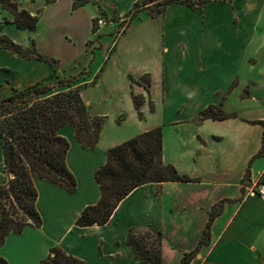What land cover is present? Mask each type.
Listing matches in <instances>:
<instances>
[{"label": "crops", "instance_id": "obj_1", "mask_svg": "<svg viewBox=\"0 0 264 264\" xmlns=\"http://www.w3.org/2000/svg\"><path fill=\"white\" fill-rule=\"evenodd\" d=\"M137 1L88 0L74 9L72 0L49 4L17 0L18 8L31 16L40 12L36 27L17 28L0 5V36L25 48L34 41L38 53L56 59L59 70H64L88 54V43L97 31L121 24ZM248 9L244 0H212L201 10L172 4L157 17L140 13L112 47L107 37L98 35L100 52L93 56L102 55V61L74 84L81 87L90 116L106 117L98 143L93 150L83 149L71 125L59 129L69 143L65 162L76 191L68 194L34 177L41 226L8 234L0 257L8 264H40L51 248L58 247L83 264H138L126 245L127 234L130 229L138 233L151 229L162 234V264H180L182 255L197 246L212 207L224 201L211 223L209 244L190 264H264V197L248 192L252 186H264V153L258 155L264 127L256 123L264 121V115L250 118L245 113L247 108H264V9L259 11L260 34L255 41H249L246 29ZM100 12L115 19H105L94 31L93 21ZM236 16L239 28L234 25ZM252 58L254 63L249 62ZM58 73L44 61L0 49V98L37 82H50ZM145 75L151 76L149 96L143 84L131 82ZM90 86L101 87V92L86 97ZM131 94L145 99L140 107L143 120L138 119ZM208 108L227 117L199 120ZM120 115L125 118L116 124ZM148 117L155 118L154 126L120 137L129 118L140 123ZM156 127L162 128V162L198 181L142 185L118 204L106 224L76 226L83 208L100 198L94 173L105 163L106 150ZM106 128L112 129L111 138L104 134ZM5 179L0 166V183ZM175 238L186 239L188 245L174 243Z\"/></svg>", "mask_w": 264, "mask_h": 264}, {"label": "trees", "instance_id": "obj_2", "mask_svg": "<svg viewBox=\"0 0 264 264\" xmlns=\"http://www.w3.org/2000/svg\"><path fill=\"white\" fill-rule=\"evenodd\" d=\"M16 1L0 0L1 8L13 16L12 23L17 28L35 29L40 12L31 16L25 10H20ZM54 1L46 0V4ZM72 1L74 9L88 2ZM210 1L212 0H138L123 16V21L125 20L128 26L142 12L151 18L163 15L172 4L201 10ZM100 16L105 17L101 12ZM97 19L93 21L94 31ZM4 23H8V20H4ZM0 49L7 50L17 57L44 61L54 71L60 69L56 59L44 57L37 52L34 41L31 47L25 48L1 35ZM88 74L89 71L65 79L56 78L55 82H37L21 90H14L8 97L0 98V166L6 174L5 181L0 183V246L8 234L19 235L27 227L41 226V218L35 206L37 192L33 185L34 177L46 179L63 188L68 194L76 191L75 178L65 162L69 143L58 131L65 125H71L75 130V139L83 149L93 150L98 143L106 117H91L88 106L80 96L81 87L74 86L79 77ZM131 82L143 84L149 96V75L140 78V81L131 79ZM131 99L138 119L143 120L140 107L145 101L144 97L131 94ZM149 109H154L150 100ZM226 117L214 114L211 108H208L199 114L198 119L221 120ZM124 118V115H120L116 124H120ZM256 123L264 127V121ZM161 152V127L140 133L106 150L105 163L94 173L100 198L96 204L83 208L75 225L90 227L106 224L118 204L131 191L142 185L198 181L179 174L172 165L164 164ZM263 153L264 131L258 155ZM245 177H248V172ZM223 203L224 201H220L212 207L197 246L182 255L180 264H190L199 249L209 244L211 223L221 213ZM161 242V232L151 229L142 233L130 229L126 238V245L133 251L134 260L138 264H162ZM0 264L8 262L0 257ZM40 264H83V261L66 254L58 247H53Z\"/></svg>", "mask_w": 264, "mask_h": 264}, {"label": "rangeland", "instance_id": "obj_3", "mask_svg": "<svg viewBox=\"0 0 264 264\" xmlns=\"http://www.w3.org/2000/svg\"><path fill=\"white\" fill-rule=\"evenodd\" d=\"M245 2L247 1L248 2V18H247V22H246V26L248 28L247 29V32H248V36H249V41L251 40H254L257 38L258 39V35L260 34L258 31V16H259V11L264 9V0H244ZM98 19H102L103 21L105 19H109V20H112L113 17H106L104 18L103 16H100L98 17ZM97 19V20H98ZM96 20V21H97ZM94 23V22H93ZM126 21H122L121 24H119L118 26H115L112 28H108V27H104L103 29L100 30V32H96V36L94 37V39L91 41V44L88 46V54H86L83 58H81L80 60H78V62L72 66H70L69 68L67 69H64V70H58L59 73L57 74L56 78H61V79H65L67 77H74V76H77L79 73H84V72H87V71H90V70H95L96 67L99 65V63H101L102 61V53L100 54V56L96 57L94 59V56H93V53L92 52H100V39L98 38L100 36L101 37H107L108 38V42L110 44V47H112L115 43V41L117 40V38L122 35L126 29H127V25H126ZM234 25L235 27H240V17H234ZM95 26H96V29H99L97 23L95 22ZM99 35V36H98ZM99 48V49H98ZM93 49V51H92ZM98 54V55H99ZM250 63H254L255 62V59L252 58L249 60ZM63 71V72H62ZM90 74V72H89ZM88 74V75H89ZM151 77V76H150ZM56 78L53 80V79H50L49 81L51 82H55ZM79 78H83V79H86V76H83V77H79ZM78 78V79H79ZM151 87H152V83H151ZM101 87H88L86 92H85V96L86 97H90V98H93L95 97V94L96 93H99L101 92ZM157 88L158 86L156 87L155 83L153 84V92H154V97H156L157 101H158V98H157ZM151 99L152 101L154 102L155 104V100L153 99V96H151ZM158 103V102H157ZM245 113L248 115V117L250 118H260L264 115V108H261V109H258V108H247L245 110ZM156 124V120L155 118H152V117H148L146 122H140V123H137L136 121H134L133 119H128L127 120V124L125 126H123L121 128V131H120V137H127V136H132L134 134H137L139 133V131H141L142 129H145L146 127H149V126H154ZM105 130H107V133L104 131V134L106 135V137H112V129L109 128V130L106 128ZM105 137V141H110L109 139H106ZM110 137V138H111ZM107 144V143H105ZM6 176V174H5ZM257 186H252L251 188H249V191L248 192H253V193H256V188ZM42 219V218H41ZM169 237H166V240L169 242ZM174 243L176 244H180V245H188V241L186 239H174L173 240Z\"/></svg>", "mask_w": 264, "mask_h": 264}, {"label": "built area", "instance_id": "obj_4", "mask_svg": "<svg viewBox=\"0 0 264 264\" xmlns=\"http://www.w3.org/2000/svg\"><path fill=\"white\" fill-rule=\"evenodd\" d=\"M98 26H101L104 24V21L102 19H98L96 21ZM257 190H256V194H258L259 196L264 197V186L263 185H257Z\"/></svg>", "mask_w": 264, "mask_h": 264}]
</instances>
